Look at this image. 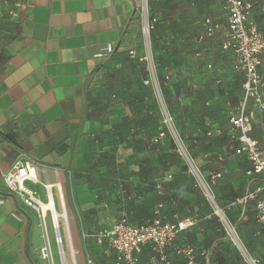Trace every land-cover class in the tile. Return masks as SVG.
Here are the masks:
<instances>
[{
    "label": "rangeland",
    "instance_id": "1",
    "mask_svg": "<svg viewBox=\"0 0 264 264\" xmlns=\"http://www.w3.org/2000/svg\"><path fill=\"white\" fill-rule=\"evenodd\" d=\"M252 1L251 21L264 33V0ZM7 3L0 0V12H4ZM139 12L135 26L116 48L110 67L95 78L90 87V100L96 106H104L106 101L108 105H116L127 99L137 100L138 104L130 113L132 111L135 117L131 118L140 123L135 131L141 135L140 141H135L134 153L118 164L102 159L107 152H96L100 147L95 149L102 157L88 164L92 165V184L100 187L92 197L101 205L90 218L91 229L82 232L80 238L92 246L90 253L95 260L114 264L113 257L97 242L96 235L101 229L110 228L121 220L148 223L158 215L170 220L174 212L181 216L198 212L200 218L201 210L203 217L212 214V218L199 222L183 242L209 249L211 264H249L246 253L264 264V224L259 222L254 206H229L234 195L228 190V184L239 181L240 169L246 161L235 155L237 144L229 137L232 131L230 112L243 99L244 88L235 53L224 46L228 39L229 17L226 1L142 0ZM146 18L158 24L149 38L145 33ZM207 18H212L219 27L216 35L205 36L201 42L199 37L205 33L203 23ZM171 33L175 34L174 38ZM150 57L154 67L149 64L147 58ZM154 72L165 107L160 103L156 86L152 81L147 83ZM261 73L264 76V66ZM166 76L171 77L167 85L164 84ZM130 89L140 90L139 97H126ZM253 109L259 129L262 123L264 125V115L256 106ZM168 116L173 118L171 122H167ZM210 121H214L213 127L224 131L223 136L207 135ZM128 130L125 129V133L131 132ZM161 131H167L168 137L163 143H156L154 138ZM162 147L174 152L172 161L159 157ZM153 162L159 165L149 167ZM171 162L179 164L184 173L166 182L164 193L159 194L156 184ZM244 167L251 168L248 164ZM214 170L223 173L218 184L212 187L216 202L237 231L241 245L229 237L220 217L215 214V205L207 200L202 187L201 179L208 180ZM244 191L241 189L237 195ZM196 206L200 208L198 211ZM69 209L70 212L58 201V213L67 212L68 215V221L60 217L58 228L54 226L50 210L46 220L35 212L38 224L34 249L42 264L86 262L84 243L81 239L76 241L77 231L72 221L77 217V210L72 204ZM78 219L83 227L79 215ZM70 220L73 233L68 225ZM151 254L152 248H149L146 255ZM143 264L160 263H150L146 259ZM173 264L187 263L179 258Z\"/></svg>",
    "mask_w": 264,
    "mask_h": 264
},
{
    "label": "crops",
    "instance_id": "2",
    "mask_svg": "<svg viewBox=\"0 0 264 264\" xmlns=\"http://www.w3.org/2000/svg\"><path fill=\"white\" fill-rule=\"evenodd\" d=\"M141 1L5 0L6 9L0 12V264H33L30 255L42 264L34 249L36 213L6 188L3 178L17 161L29 159L36 167L37 181H29L28 185L43 202H53L56 210L58 201L62 202L69 212L70 204L75 206L77 217L72 221L76 241L80 242L82 232L91 229L92 214L101 205L92 197L100 187L92 184V165L88 164L102 157L95 149L100 147L96 151L99 153L106 151L102 159L117 164L134 153L135 141L141 137L135 132L140 123L131 118L135 116L130 109L138 101L127 99L116 105L106 101L104 106H96L90 100V87L98 75L108 70L116 48L135 26ZM11 10L16 15L10 14ZM203 26L206 36L205 21ZM227 31L229 35L228 21ZM263 66L264 63L261 70ZM130 90L126 97H139L140 90ZM227 104L232 106L230 101ZM254 107L251 102L255 134L263 142L264 125L258 129ZM209 124L214 125V121L208 122V127ZM125 129L131 132L125 133ZM62 146L64 149H60ZM237 157L251 168L242 166L239 181L228 184L234 195L229 206L252 204L256 211L255 202H239L257 182L251 162L243 155ZM157 165L153 162L149 167ZM172 169L174 177L167 182L184 173L178 166ZM241 189L244 193L237 195ZM175 215L179 219L190 216L178 212L172 214ZM211 218V214L203 217L200 210V223ZM68 225L73 233L71 220ZM194 228L197 227L191 229ZM191 229L181 234L179 244H191L183 242ZM84 246L87 262L92 246L87 240ZM149 248L152 247L147 244L142 249V264L146 259L152 263V254L146 255ZM179 258L186 262L174 256L172 264ZM113 261L116 264L114 258ZM199 262L208 264L201 256Z\"/></svg>",
    "mask_w": 264,
    "mask_h": 264
},
{
    "label": "built area",
    "instance_id": "3",
    "mask_svg": "<svg viewBox=\"0 0 264 264\" xmlns=\"http://www.w3.org/2000/svg\"><path fill=\"white\" fill-rule=\"evenodd\" d=\"M18 6V3L15 4ZM228 10L229 35L225 43V48H232L237 59V70L244 78V97L238 107L231 112L230 122L233 127L231 139L237 144L235 153L245 156L252 164L256 177L254 181L257 186L249 190L239 202H255L257 218L264 224V141L260 142L253 136L254 121L253 115L249 111L250 103L259 108L264 113V76L260 67L264 63V33L251 21L253 10L252 2L248 0H226ZM10 14L16 15L15 10ZM156 22L146 18L145 33L148 38L154 30ZM206 36H213L218 30V24L213 19L205 20ZM205 35L200 37L202 42ZM149 64L154 67L153 58H147ZM156 86L160 103L165 107V100L162 97L159 81L154 72L152 78L147 81ZM171 82V77L166 76L164 84ZM172 117H167V122L172 121ZM220 129L209 124L207 135L214 136ZM168 137L167 131H161L154 138L156 143H163ZM187 155V152L184 151ZM181 152V154H184ZM221 171H212L208 180L201 179L202 187L205 190L207 200L215 205V214L225 226V230L230 238L241 245L240 237L235 228L226 219L223 208L216 202V195L212 187L222 178ZM174 177L172 166L166 171L164 177L156 184L157 192L163 194L164 184ZM6 188L13 194L21 198L23 203L42 219L46 220V212L43 208V201L38 194L28 185L29 181H37L36 167L29 159L17 161L11 169L4 174ZM163 204H160L162 207ZM48 213V212H47ZM67 215V214H66ZM212 216V214H211ZM170 221L163 217H156L151 222L136 225L126 220L118 221L112 227L101 229L97 233L98 244L105 247L108 256L114 258L116 264H142L140 254L145 245L152 247V263L172 264V257H182L187 264H200L199 258L203 257L210 263V255L207 249L198 248L192 244H179L180 236L183 232L198 226L200 218L198 215H190ZM67 219V217H66ZM57 226L56 228H58ZM45 250V249H44ZM47 255V253H45ZM48 256V255H47ZM45 256V257H47ZM249 264H259V260L246 253ZM88 264H96L93 256L87 257Z\"/></svg>",
    "mask_w": 264,
    "mask_h": 264
},
{
    "label": "trees",
    "instance_id": "4",
    "mask_svg": "<svg viewBox=\"0 0 264 264\" xmlns=\"http://www.w3.org/2000/svg\"><path fill=\"white\" fill-rule=\"evenodd\" d=\"M226 1V0H225ZM248 1H250V2H252V4H253V10H252V13H253V11H254V3H253V1L252 0H248ZM252 16V15H251ZM157 27H158V24L156 23V25H155V28H154V30H152L151 31V33L152 32H154V31H156V29H157ZM172 38H174V36H175V34L173 33H171V35H170ZM201 37V36H200ZM200 37H199V40H200ZM153 41H155V43H157L156 42V40H154L153 39ZM260 71H261V69H260ZM241 76H242V74H241ZM244 82V78H243V76H242V83ZM178 90V89H177ZM250 111V110H249ZM232 126V125H231ZM220 129V131H219V133H216L214 136H212V137H221V136H223L224 135V131L221 129V128H219ZM232 131H233V127H232ZM232 131L230 132V134H229V137H231V134H232ZM253 136L255 137V138H258L257 136H256V134H255V125H254V132H253ZM197 138V137H196ZM259 139V138H258ZM260 140V139H259ZM260 141H262V140H260ZM194 142H196L197 143V139H195L194 140ZM64 147L65 146H62V148H60V149H64ZM162 149L163 150H160L159 152H160V158L161 159H164V160H173L174 159V152H168V151H166L165 150V148H163L162 147ZM173 165H175V166H178L181 170H182V167L179 165V164H177V163H169L168 165H167V167H166V169H165V172H164V175H165V173H166V171H168L169 170V168L171 167V166H173ZM183 171V170H182ZM164 177V176H163ZM162 177V178H163ZM164 190H165V185H164ZM164 190H163V193H164ZM156 191H157V188H156ZM162 217L161 215H158V216H156V217ZM155 217V218H156ZM153 220V219H152ZM151 220V221H152ZM170 221H174V217L172 216L171 217V219H170ZM133 223V222H132ZM133 224H136V225H142V224H137V223H133ZM143 224H145V223H143ZM198 226H199V224H198ZM198 226H196V227H198ZM30 258H31V261L33 262V264H38V262L30 255ZM95 262H96V264H104L103 262H100V261H97V260H95Z\"/></svg>",
    "mask_w": 264,
    "mask_h": 264
},
{
    "label": "bare ground",
    "instance_id": "5",
    "mask_svg": "<svg viewBox=\"0 0 264 264\" xmlns=\"http://www.w3.org/2000/svg\"><path fill=\"white\" fill-rule=\"evenodd\" d=\"M54 204H53V202H49L48 204H44L43 203V208H44V211L46 212V214H47V212H48V210H50L51 212H52V214H53V221H54V226L55 227H57V226H59V219H60V217H65V220H66V217H67V215H66V213L64 212V215H61L60 213H58L57 212V210L54 208Z\"/></svg>",
    "mask_w": 264,
    "mask_h": 264
}]
</instances>
